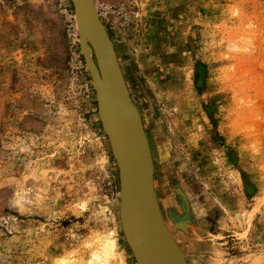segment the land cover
Instances as JSON below:
<instances>
[{
  "label": "rangeland",
  "instance_id": "1",
  "mask_svg": "<svg viewBox=\"0 0 264 264\" xmlns=\"http://www.w3.org/2000/svg\"><path fill=\"white\" fill-rule=\"evenodd\" d=\"M94 3L157 202L168 170L189 197L186 264H264V0ZM73 19L69 0H0V264H135Z\"/></svg>",
  "mask_w": 264,
  "mask_h": 264
},
{
  "label": "water",
  "instance_id": "2",
  "mask_svg": "<svg viewBox=\"0 0 264 264\" xmlns=\"http://www.w3.org/2000/svg\"><path fill=\"white\" fill-rule=\"evenodd\" d=\"M69 2L97 120L117 172L115 209L123 240L135 264H186L156 202L147 138L119 69L113 41L98 18L94 0ZM186 227H192L189 221L175 223L173 231Z\"/></svg>",
  "mask_w": 264,
  "mask_h": 264
},
{
  "label": "flooded vegetation",
  "instance_id": "3",
  "mask_svg": "<svg viewBox=\"0 0 264 264\" xmlns=\"http://www.w3.org/2000/svg\"><path fill=\"white\" fill-rule=\"evenodd\" d=\"M166 178L170 179L169 180L170 181L169 184H170V188H171L170 190H171L173 196L171 198H170V196H167V198H165L166 200L163 203V207H164L163 210L164 211L161 210V207H160L159 203L157 202V198H156V202H157L161 217H162L168 231L173 232V223L175 221H179V220L180 221H189L192 219L195 221V218L192 215V209H191L192 206H191L189 197H188L187 193L185 192V190L179 184L177 175L173 174L170 170H168V173H166ZM177 190L181 191L184 198H181V196H179L177 194ZM155 197H156V194H155ZM164 216H165V220L170 222V224H171L170 228H168V226L164 220ZM175 232L178 234V231H175ZM177 243H178V241H177Z\"/></svg>",
  "mask_w": 264,
  "mask_h": 264
},
{
  "label": "bare ground",
  "instance_id": "4",
  "mask_svg": "<svg viewBox=\"0 0 264 264\" xmlns=\"http://www.w3.org/2000/svg\"><path fill=\"white\" fill-rule=\"evenodd\" d=\"M177 194L179 195V196H181V198H184V196L182 195V193H181V191L180 190H177ZM165 224V223H164ZM166 226V225H165ZM167 228V227H166ZM184 230H185V228H183ZM172 233V232H171ZM172 237H173V240L175 241V243L177 244V246L179 247L180 245L177 243V241H176V239H174V236H173V233H172ZM179 250L181 251V253H182V250H181V248L179 247ZM183 254V253H182ZM183 257H184V255H183ZM185 259V258H184Z\"/></svg>",
  "mask_w": 264,
  "mask_h": 264
},
{
  "label": "built area",
  "instance_id": "5",
  "mask_svg": "<svg viewBox=\"0 0 264 264\" xmlns=\"http://www.w3.org/2000/svg\"><path fill=\"white\" fill-rule=\"evenodd\" d=\"M118 13V12H117Z\"/></svg>",
  "mask_w": 264,
  "mask_h": 264
}]
</instances>
